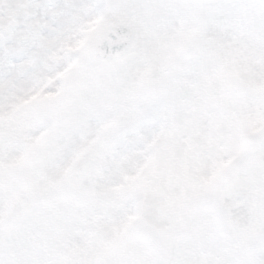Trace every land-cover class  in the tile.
Returning <instances> with one entry per match:
<instances>
[{"label": "snow or ice", "instance_id": "obj_1", "mask_svg": "<svg viewBox=\"0 0 264 264\" xmlns=\"http://www.w3.org/2000/svg\"><path fill=\"white\" fill-rule=\"evenodd\" d=\"M0 264H264V0H0Z\"/></svg>", "mask_w": 264, "mask_h": 264}]
</instances>
